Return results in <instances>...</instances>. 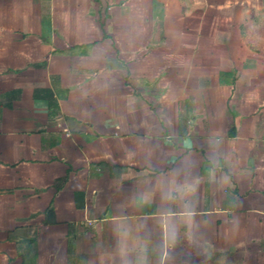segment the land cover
I'll list each match as a JSON object with an SVG mask.
<instances>
[{"label":"crops","instance_id":"crops-1","mask_svg":"<svg viewBox=\"0 0 264 264\" xmlns=\"http://www.w3.org/2000/svg\"><path fill=\"white\" fill-rule=\"evenodd\" d=\"M0 264H264V0H0Z\"/></svg>","mask_w":264,"mask_h":264},{"label":"built area","instance_id":"built-area-1","mask_svg":"<svg viewBox=\"0 0 264 264\" xmlns=\"http://www.w3.org/2000/svg\"><path fill=\"white\" fill-rule=\"evenodd\" d=\"M90 224V223H89Z\"/></svg>","mask_w":264,"mask_h":264}]
</instances>
